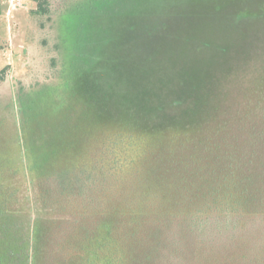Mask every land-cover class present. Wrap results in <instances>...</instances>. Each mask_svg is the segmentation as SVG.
I'll return each instance as SVG.
<instances>
[{
  "label": "rangeland",
  "instance_id": "1",
  "mask_svg": "<svg viewBox=\"0 0 264 264\" xmlns=\"http://www.w3.org/2000/svg\"><path fill=\"white\" fill-rule=\"evenodd\" d=\"M110 258L264 264V0H1L0 264Z\"/></svg>",
  "mask_w": 264,
  "mask_h": 264
},
{
  "label": "trees",
  "instance_id": "2",
  "mask_svg": "<svg viewBox=\"0 0 264 264\" xmlns=\"http://www.w3.org/2000/svg\"><path fill=\"white\" fill-rule=\"evenodd\" d=\"M213 176L212 180L208 183V190L202 192L201 190L205 187L202 185L196 189V194H193V198L189 199V202H192L193 200L200 201L198 204L199 208H191L186 217H183L179 220L177 224L179 227L181 225L183 227V224L186 225L190 221L188 226L194 223L197 228H203V225L207 223L206 220L211 216H215L217 218L215 220L216 224H222V222L226 220L228 222H234L233 219H239L242 212L244 211V207H246V205L249 203L247 200L249 194L246 192L245 188H241L242 182L236 181V177H233V179H228L227 177H223V175H219V173H213ZM157 229L160 230L158 235L164 232L159 227H157ZM165 229L169 228L165 226ZM180 229L182 228L180 227ZM155 236L156 234L154 237ZM37 237L38 235L35 236L34 242H36ZM184 240L185 239L183 238V240L178 241L179 243H176L177 249L175 251L182 247L181 244ZM173 242H175V240H173ZM27 248L29 247H24L23 254L26 259L30 261L32 257L28 253ZM178 255H180V253ZM113 258H110L107 264H125L121 259H117V261H115ZM33 264H37L36 261L33 260Z\"/></svg>",
  "mask_w": 264,
  "mask_h": 264
},
{
  "label": "built area",
  "instance_id": "3",
  "mask_svg": "<svg viewBox=\"0 0 264 264\" xmlns=\"http://www.w3.org/2000/svg\"><path fill=\"white\" fill-rule=\"evenodd\" d=\"M15 1H19V0H15Z\"/></svg>",
  "mask_w": 264,
  "mask_h": 264
}]
</instances>
